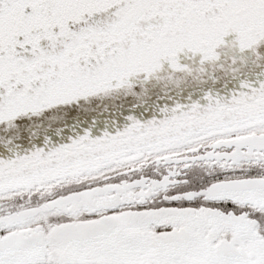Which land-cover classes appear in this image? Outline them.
Instances as JSON below:
<instances>
[{"label": "snow or ice", "instance_id": "snow-or-ice-1", "mask_svg": "<svg viewBox=\"0 0 264 264\" xmlns=\"http://www.w3.org/2000/svg\"><path fill=\"white\" fill-rule=\"evenodd\" d=\"M0 264H264V0H0Z\"/></svg>", "mask_w": 264, "mask_h": 264}]
</instances>
